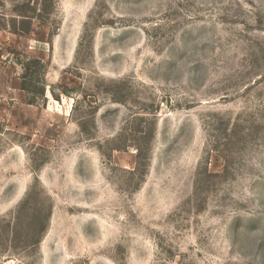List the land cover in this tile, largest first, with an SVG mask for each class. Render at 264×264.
Segmentation results:
<instances>
[{
	"label": "rangeland",
	"instance_id": "obj_1",
	"mask_svg": "<svg viewBox=\"0 0 264 264\" xmlns=\"http://www.w3.org/2000/svg\"><path fill=\"white\" fill-rule=\"evenodd\" d=\"M0 264H264V0H0Z\"/></svg>",
	"mask_w": 264,
	"mask_h": 264
}]
</instances>
